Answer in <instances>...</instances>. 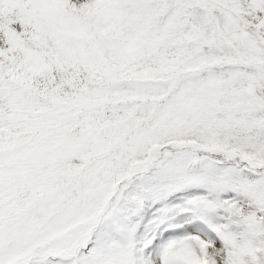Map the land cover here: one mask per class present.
Masks as SVG:
<instances>
[{"label": "snow or ice", "instance_id": "snow-or-ice-1", "mask_svg": "<svg viewBox=\"0 0 264 264\" xmlns=\"http://www.w3.org/2000/svg\"><path fill=\"white\" fill-rule=\"evenodd\" d=\"M0 264H264V0H0Z\"/></svg>", "mask_w": 264, "mask_h": 264}]
</instances>
